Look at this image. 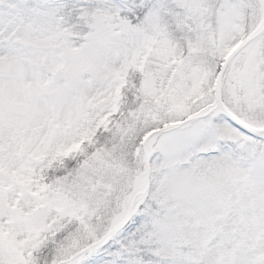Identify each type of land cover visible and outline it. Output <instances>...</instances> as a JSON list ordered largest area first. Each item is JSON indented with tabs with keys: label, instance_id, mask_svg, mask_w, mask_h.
<instances>
[{
	"label": "snow or ice",
	"instance_id": "snow-or-ice-1",
	"mask_svg": "<svg viewBox=\"0 0 264 264\" xmlns=\"http://www.w3.org/2000/svg\"><path fill=\"white\" fill-rule=\"evenodd\" d=\"M0 264H264V0H0Z\"/></svg>",
	"mask_w": 264,
	"mask_h": 264
}]
</instances>
